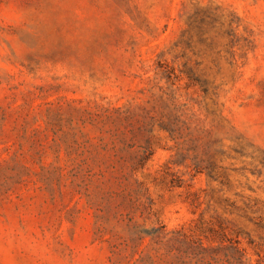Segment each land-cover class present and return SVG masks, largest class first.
<instances>
[{"label":"rangeland","instance_id":"obj_1","mask_svg":"<svg viewBox=\"0 0 264 264\" xmlns=\"http://www.w3.org/2000/svg\"><path fill=\"white\" fill-rule=\"evenodd\" d=\"M0 264H264V0H0Z\"/></svg>","mask_w":264,"mask_h":264}]
</instances>
